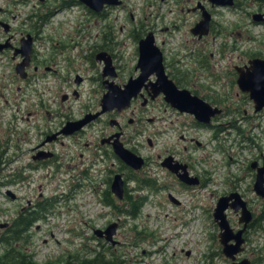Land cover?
Listing matches in <instances>:
<instances>
[{
	"label": "flooded vegetation",
	"instance_id": "1",
	"mask_svg": "<svg viewBox=\"0 0 264 264\" xmlns=\"http://www.w3.org/2000/svg\"><path fill=\"white\" fill-rule=\"evenodd\" d=\"M144 39L158 54L141 66L139 44ZM126 43L133 48L122 49ZM157 57L166 79L158 75ZM255 59L264 61V0H0V188L17 200L20 197L10 189L15 184L50 183L62 174L68 176L61 182L70 181L69 192L27 198L11 221L0 223L3 234L14 227L20 215L36 213L45 202L53 209L84 185L103 206L106 196L117 204L130 195L147 198L138 193L144 188L150 194L166 191L168 199L176 203L170 185H194L186 184L172 169L197 179V187L210 182L214 164L200 153L206 145L200 139L203 131L209 132L207 144H214V151L227 152L230 164L238 160L223 144L232 130L243 134L241 149L256 152L243 167L245 177H251L253 183L256 168L264 161V149L251 129L259 127L261 119L264 138V106L255 110L238 79L261 71V63L253 64ZM168 80L175 90L188 91L208 104L210 111L219 108L220 112L203 122L174 107L168 98L172 90ZM129 83L132 91L125 92ZM108 91L117 95L120 103L128 99L126 106L103 110L101 99ZM237 121L251 123L250 130L243 131L234 124ZM161 134L162 148L154 150ZM114 143L140 156L142 167L125 164ZM145 147L152 152L144 151ZM15 161L21 165L13 166ZM152 161L173 176L170 185L166 180L159 184L153 177ZM73 163L78 166L74 174L70 173ZM203 164L207 166L202 169ZM37 171L40 174L34 176ZM116 175L123 181L121 199L111 188ZM242 178H236L222 194L239 192L251 213L242 233L244 249L234 261L247 258L250 264H264V239L257 251L247 254L245 249L250 233L261 232L264 237V193L240 192L237 182ZM107 207L117 214L115 208ZM226 214L234 232L242 228L241 208L230 207ZM41 221H35L33 227L39 229ZM117 221L119 228L121 222ZM255 225L259 230L254 232ZM96 228L90 227L88 239L95 245L89 247L94 252L109 248L119 255L118 229L111 243L96 235ZM32 237L31 232L28 250L33 257L19 258L18 264L47 263L36 262ZM81 252L79 259H89L88 252ZM220 253L221 248L211 256Z\"/></svg>",
	"mask_w": 264,
	"mask_h": 264
},
{
	"label": "rangeland",
	"instance_id": "2",
	"mask_svg": "<svg viewBox=\"0 0 264 264\" xmlns=\"http://www.w3.org/2000/svg\"><path fill=\"white\" fill-rule=\"evenodd\" d=\"M121 48L132 49L133 47L126 43ZM9 108L12 111L14 109L11 105ZM259 123V127L251 129V134L256 143L264 149V138L261 139V119ZM262 123L264 124V118ZM234 124L240 126L246 133L251 128L249 122L245 124L237 121ZM163 137V134L159 135L154 150H161ZM242 137V133L238 134L232 130L223 144L228 154L238 160L237 163L230 164L231 160L227 157V152L214 151L215 145L207 144L209 132L203 131L200 139L206 142V145L200 153L206 161L214 164L210 182L203 187L182 188L178 185L173 187L169 184L173 176L152 161L150 168L156 171L153 177L159 179V184L166 180L171 186L169 192L176 197L179 203L171 202L166 191H156L158 193L150 194L148 189L144 188L138 193L146 195L147 198L139 214L134 218L110 212L111 209L100 204L92 196L86 185L83 189L75 190L72 193L73 197L68 201L56 203L53 209V205L50 206L45 220L38 222L39 229L32 227L31 246L36 262L62 263L69 252L85 251L87 247L95 245L94 240L88 239L90 227H104L107 223L118 219L121 222L117 231V239L121 242L118 257L123 264H229L230 260L225 261L222 253L217 257L213 254L211 256V252L220 249L217 238L219 226L213 221L212 210L216 202L215 196L218 197L230 189L233 182L236 183V178L243 177L237 182L240 192L245 195L254 194L251 189V173H248L250 178L245 177L247 172L243 167L245 168L247 159L256 152H249L248 148L241 149ZM174 140L177 138L174 137ZM179 142L182 144L181 140ZM149 150L147 147L144 148V151L150 152ZM12 164L17 167L21 165V162L15 161ZM72 165L73 170H70V173H77L78 166L74 163ZM205 166L207 165H200V168L203 169ZM197 171L200 172L199 167ZM39 174L38 171L34 172V176ZM67 176L68 174H62L61 178ZM61 178L50 183L38 180L24 186L20 184L10 186V189L20 197L17 200L6 196L5 188L1 187L0 223L11 221L20 207L25 205L27 198L35 200L40 198V193L46 198L56 193L69 192L70 181L61 182ZM233 223H236L235 218H233ZM1 226L0 235L4 231V226ZM263 239L261 232L249 235L245 247L246 253L249 254L252 250L257 251L261 248ZM186 251H190V254L187 255ZM262 251L264 254V250Z\"/></svg>",
	"mask_w": 264,
	"mask_h": 264
},
{
	"label": "water",
	"instance_id": "3",
	"mask_svg": "<svg viewBox=\"0 0 264 264\" xmlns=\"http://www.w3.org/2000/svg\"><path fill=\"white\" fill-rule=\"evenodd\" d=\"M139 50L140 57L138 64L141 66L146 65V63H149L150 60H154L156 58V55L158 54V52H156L152 48L150 42L147 39H144L140 42ZM152 53H154L155 56H152ZM157 60H159L158 75L161 77V79H166L165 74L162 70L161 58L157 57ZM258 63H261V71H258L259 69H257V72L253 71V73H250L248 79H246L242 75L238 79V84L241 90L249 92V96L254 102L255 110H258L259 108L264 106V61H261L259 59L253 60L254 65H258ZM139 78L142 79L141 76H139ZM169 83L172 90L170 91V95H168V98H171L172 105L179 110L190 112L194 114L196 118L203 122H206L211 114L213 115L220 112L219 108H212V110L210 111L211 107L200 100L198 97L190 96L188 91L175 90L172 82L169 81ZM130 90L132 91V88L129 83L125 86L124 91L129 92ZM133 92L135 93L136 89H134ZM127 102L128 99L124 103H120L118 96L113 94L112 91H108L101 99V106L102 109L105 110L110 109L113 106H118V104L119 106H126ZM113 147L115 152L122 159V161L125 162V164L134 169L142 167L144 161L140 156L124 148L121 143H114ZM251 166L254 167V164H251ZM172 170L177 173V176L186 184L190 185L197 183V179L188 177L186 172L178 173L176 169ZM122 184L123 181L121 180L120 175H116L111 188L118 198H122L123 196ZM252 189L254 193L259 196L264 193V161L261 166H258L256 168V174ZM231 199L233 200L229 203ZM238 205L239 207L237 208L233 207ZM229 207L233 208L234 210H238V208H241L239 222L243 223V226L236 232L232 230L227 220L226 210ZM212 215L215 223L219 226L218 240L222 246V253L226 257L234 261L236 254L243 250L242 243L244 242V238L242 236V233L247 225V222L251 218V213L246 208L245 202L241 199L239 193L232 192L228 195H223L218 198ZM117 226V222H112L105 229H95V233L98 236H104L107 241L114 243L113 235L116 233ZM230 240H233V243H231ZM231 264H250V261L247 258H243L241 261H234Z\"/></svg>",
	"mask_w": 264,
	"mask_h": 264
},
{
	"label": "trees",
	"instance_id": "4",
	"mask_svg": "<svg viewBox=\"0 0 264 264\" xmlns=\"http://www.w3.org/2000/svg\"><path fill=\"white\" fill-rule=\"evenodd\" d=\"M107 198L106 196V200L104 201L105 206L115 208L118 215L121 214L132 218L139 214L140 208L146 201L145 197L135 198L130 195L126 197L125 202L123 200L121 204H117L114 200ZM50 206L51 203L45 202L41 204L36 213L28 212L20 215L16 218L14 227L10 231H7V233L0 235V264H18L19 258L33 257L32 253L28 250L30 246V228L34 226L33 223L35 221L40 219L45 220ZM258 230L259 226L255 225L253 231ZM84 250L88 252L89 259H79V257L82 258L83 253L77 251L76 253H71L62 263L57 264H122L120 257L109 248L98 250L97 252H94L90 247ZM46 264L53 263L49 262Z\"/></svg>",
	"mask_w": 264,
	"mask_h": 264
}]
</instances>
